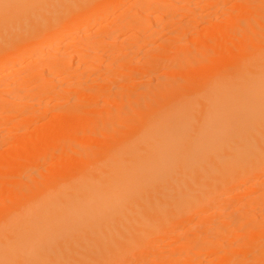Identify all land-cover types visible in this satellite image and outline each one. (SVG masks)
<instances>
[{
    "label": "bare ground",
    "instance_id": "bare-ground-1",
    "mask_svg": "<svg viewBox=\"0 0 264 264\" xmlns=\"http://www.w3.org/2000/svg\"><path fill=\"white\" fill-rule=\"evenodd\" d=\"M123 1L0 0V264H157L154 245L195 218L196 254L264 264V0ZM211 6L226 7L221 22L202 14ZM78 36L87 42L62 53ZM76 63L81 76L62 85ZM68 96L16 132L15 115L30 127L39 114L27 107ZM229 213L235 224L211 230ZM182 246L160 264L201 256Z\"/></svg>",
    "mask_w": 264,
    "mask_h": 264
},
{
    "label": "rangeland",
    "instance_id": "rangeland-1",
    "mask_svg": "<svg viewBox=\"0 0 264 264\" xmlns=\"http://www.w3.org/2000/svg\"><path fill=\"white\" fill-rule=\"evenodd\" d=\"M127 1V0H126ZM135 1L136 0H128V2H125V0L123 1L124 3H126V4H124L123 2H122V4H124V5H126V6H128L127 4H129V6L128 7H126V6H124V5H122V7L124 6V8H121L122 9V11L123 10H126V9H129L130 7H132L133 5H135L134 3H135ZM237 1V0H236ZM236 1L235 0H227V2L228 3H232V4H234V3H236ZM130 4H132L131 6H130ZM136 6V5H135ZM121 7V6H120ZM203 7V6H202ZM215 7V8H214ZM218 7V6H217ZM216 6H211V7H207L208 9H206L205 8V10H204V8H203V11H202V14L205 16H210V18H212V20L213 21H222L223 20V18L224 17H222V16H226V13L224 14V12H225V10L224 9H226V7L224 6H222L223 7V9L221 8V7H219L220 9H218ZM117 9V10H116ZM115 9V14L116 13H123V12H121V9L118 7V8H116ZM197 9V8H196ZM222 9V10H221ZM220 10V11H219ZM118 11V12H117ZM213 11V12H212ZM112 12H114V11H112ZM119 13V14H120ZM213 14L212 15V17H211V15L210 14ZM110 14V16H109V19H110V21H112V22H110V23H115L117 20H115L116 19V15L118 16V14ZM215 14H216V16H215ZM223 14V15H222ZM114 15V16H113ZM121 15V14H120ZM219 16H221V17H219ZM189 16H186V17H184V21H186L187 20V22L188 21H190V18H188ZM219 18V19H218ZM108 19V20H109ZM179 19V18H178ZM183 19V18H182ZM182 19H180V20H175V22L174 23H172V24H170V26H168L167 24H166V26H164L163 27V29H161L159 32H158V34L159 35H157V34H155L156 35V40L157 41H161V42H157L156 41V45L154 44L152 47H155L156 46V48H157V46L159 45V44H161L162 43V41L163 40H165L169 35H170V33H172V32H174V31H176L177 30V28H179V24L181 23V21H182V23H183V20ZM108 20H105V23L106 24H108V22H106V21H108ZM209 20L211 21V19H206L205 20V23H209ZM114 21V22H113ZM212 21V22H213ZM167 22V21H166ZM187 22H185V24L187 23ZM204 22V21H203ZM99 23V22H98ZM97 23V24H98ZM103 22H100V24H98V26L96 27V28H94V30H92V36H96L98 33H96L97 31H99V29H100V27L101 26H103L104 24H102ZM179 23V24H178ZM201 24L200 26H198V24ZM205 23L203 24V25H205ZM184 24V25H185ZM196 24V25H195ZM174 25L176 26V27H174ZM181 25V24H180ZM191 25H193V26H191ZM189 24V27L187 28V29H190V31H188L187 30V32H186V35L188 36V34L190 35V34H193V35H195V33H197L198 32V30H201L200 28H203V25H202V23L201 22H195V23H193V24ZM176 28V29H175ZM174 29V30H173ZM127 31V32H126ZM125 31V33H123L124 34V36L126 35H130V33H131V31H129V30H126ZM128 32H130V33H128ZM91 33V32H90ZM128 35V36H129ZM191 36V35H190ZM75 38V37H74ZM184 39H185V36H184ZM71 42L75 45H78L79 47L80 46H82L83 45V43H86L87 41L86 40H83V39H81L79 36L78 37H76L75 39H71ZM180 42H181V40H180ZM183 42H186L185 40L183 41L182 40V42H181V45L183 44ZM74 45H69V46H64V45H62L63 46V48H62V46H60V45H58V46H56L57 48H59V47H61V48H59V50L61 49V52L63 53L64 51V53H73L77 48H78V46H76L75 45V47H74ZM183 45H185V43L183 44ZM77 47V48H76ZM57 48H51V50H53V52L55 51L54 49H56L57 50ZM127 49V47L125 46L124 48H122L123 49V52ZM144 49V50H143ZM143 49H141L140 50V53H137V55H136V53L133 55V56H135V57H137V58H139L140 59V57H143V51H145V49H147V48H143ZM63 50V51H62ZM129 52V49H127L125 52H124V54L126 55L127 53ZM139 52V51H138ZM115 54H118V53H115ZM129 54H131V53H128V55H126V56H131V55H129ZM139 55V56H138ZM132 57V56H131ZM136 60H138V59H135V61ZM36 64H38V65H40V66H42V64L41 63H36V62H34L33 63V66H35ZM86 68V65H84V64H82V65H78L77 63L76 64H73L72 65V67H71V71H69V72H67V73H65V74H62L61 76H59L60 77V79L59 80H62V85H64V86H69V85H71L72 83H75L76 81H77V77H79V76H81V74H82V71L84 70ZM103 71H104V69H103ZM94 74V75H93ZM93 74H91L92 76H89L90 78H91V80L90 79H88L90 82H92L93 80H95V81H100V79H99V76H101V72H100V74L98 75V73H93ZM102 74L104 75V74H106V72L104 71V72H102ZM143 78V79H142ZM66 79V80H65ZM87 79V78H86ZM85 79V80H86ZM65 81V82H64ZM137 83L138 84H145V83H147L146 81H145V78L144 77H141V79H139L138 81H137ZM48 98V97H47ZM44 98V100L46 99L48 102H45L44 104H43V102H44V100L43 99H41L42 101L41 102H39L38 104H37V106H32V107H27L26 109L28 110V112H35V111H37V113L36 114H39V116H37L36 118H35V121H33L32 122V124L31 125H29L30 127H26V126H23V127H25V128H22V126L18 123V122H21V118L19 117V115H15V117L16 118H14V120H15V122H16V126L17 125H19L18 127L19 128H17L16 130H18V131H16V132H19V133H27L31 128L32 129H34V127H36L38 124H40V123H42V120H40L41 122L39 123L38 122V118L39 119H41V117H42V119L44 118L43 116H40V113L38 112V111H44V109H45V107H46V109H47V107H48V105H50L49 107H54V105H57V106H55V108L57 109V108H59V110H60V107L61 106H63V105H65L67 102H70V103H72V101L73 102H75V97L74 96H68V97H66V98H64L63 100H58V99H54L53 101H51L50 100V98ZM51 101V102H50ZM62 102H64V103H62ZM42 103V104H41ZM52 105V106H51ZM60 106V107H59ZM55 108H53V109H55ZM25 109V111H27ZM31 110V111H30ZM33 110V111H32ZM35 110V111H34ZM58 110V109H57ZM51 112H53L52 110L50 111V114H51ZM49 113V112H48ZM48 113H46V114H48ZM50 114H48V117H50L49 115ZM45 116H47V115H45ZM52 116V115H51ZM47 117V118H48ZM35 122H37V123H35ZM36 124V125H35ZM33 125H35V126H33ZM20 128H21V130H20ZM27 128H30L29 130L27 129ZM8 129H10V127L8 126V125H5V126H0V130H8ZM31 129V130H32ZM260 191V189H258L257 187H255V188H253L249 193L247 192L246 193V195H244V197H242L241 199H240V201L237 203V202H235L234 204L235 205H225V206H223V208H221L222 210H223V212H231V211H234V210H236V209H239L241 206H242V204L244 205V203L250 198V196H251V198H252V196L254 195V194H256L257 192H259ZM253 194V195H252ZM248 197V198H247ZM247 199V200H246ZM243 202V203H242ZM240 203H241V206H240ZM232 213H235V212H232ZM232 213H229V214H224V215H221V216H216V218L214 219V218H212L213 219V224H212V222H211V226H213L212 228H211V230H216L217 229V225L218 224H220V225H222V224H225V223H229L228 225H231L232 224V222H233V224H235L234 222H236L235 221V219L237 218L238 219V215L237 214H232ZM260 215H258L259 217H258V219L257 220H261V222H263L264 221V212L263 213H259ZM230 216V217H229ZM198 218H204V214L203 213H200V215H198L197 216ZM196 219V218H195ZM194 219V221H192V223H191V220H186V222H189V223H187V224H184L183 226H182V224H183V222L180 224V229L177 231V229H176V232L174 231L172 234H170L169 235V238L167 239V237H166V239H164L163 240V242H159V243H157L156 245H154V247H153V249H152V254H153V260L154 261H156L157 262V264H160V259H163V258H172L173 256L172 255H174V254H176V256L178 255L177 253H182V252H179L180 250L182 251L183 249L181 248V247H184L186 244H184V246H182L183 245V243H185L186 241H187V244L188 243H190L191 245H192V247H191V250H193V251H191L190 250V254L192 255V256H194L196 253H195V251L197 250V247H199V245L200 244H202L203 242H201L202 240L204 241V238L202 237V239H200L198 242L196 241V240H194V239H192L191 238V236H186V235H189V234H193L194 232L196 233V230H198V228L200 229L201 228V230H203L204 231V229H205V224L204 223H202V225H199V223H197V220H195ZM236 219V220H237ZM231 220H233L232 222H231ZM222 221V222H221ZM185 222V221H184ZM225 222V223H224ZM238 222V221H237ZM227 225V224H226ZM198 226V227H197ZM197 227V228H196ZM216 227V228H215ZM204 228V229H203ZM232 229L234 228V226L233 227H231ZM193 232V233H192ZM215 231H210V233H209V235H212L213 233H214ZM215 234V233H214ZM213 234V235H214ZM193 236H194V234H193ZM192 236V237H193ZM189 238V239H188ZM201 238V237H200ZM191 239V241H195V243L193 242V244L191 243V242H188V240H190ZM197 240L199 239V237L198 238H196ZM230 241H227V240H225V242L222 244L223 246H230L231 247V245H230ZM198 244V245H197ZM194 245V246H193ZM197 245V246H196ZM234 245V247L235 248H239V247H237L238 246V244H237V242L236 243H234L233 244ZM225 246V247H226ZM233 247V246H232ZM180 248V249H179ZM195 250V251H194ZM174 252V254H172ZM193 252V253H192ZM170 253L172 254V255H170ZM195 253V254H194ZM198 255H201L199 258H195L194 257V259H193V263L192 264H212V263H217L216 262V259L218 258L219 259V256L221 255V257H222V254H218V252H216V251H210L209 253H207V252H204V253H199L198 252V254H196V256H198ZM197 259V260H196ZM196 260V261H195ZM160 261V262H159ZM197 262V263H196ZM211 262V263H210ZM218 262H219V260H218Z\"/></svg>",
    "mask_w": 264,
    "mask_h": 264
}]
</instances>
